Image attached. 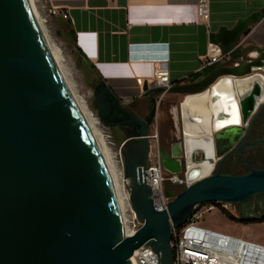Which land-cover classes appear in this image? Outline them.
Here are the masks:
<instances>
[{
  "label": "water",
  "instance_id": "95a60500",
  "mask_svg": "<svg viewBox=\"0 0 264 264\" xmlns=\"http://www.w3.org/2000/svg\"><path fill=\"white\" fill-rule=\"evenodd\" d=\"M260 18L255 14L217 37L239 69L219 68L170 92L185 102L228 80L227 100L238 105L240 122L227 123L226 112H205L198 122L207 126L213 154L208 157L194 146L190 160L210 163L213 171L205 177L188 165L191 134L186 127L182 143L171 151L161 148L164 170L174 175L186 170L187 182L162 212L155 210L145 172L157 97L166 88L150 94V112L141 118L105 81L92 85L101 124L130 133L123 149L124 170L130 204L142 228L128 236L106 156L54 60L36 9L31 0H0V264H132L142 247L151 248L159 264H174L173 227H184L198 206H245L263 198L264 168L245 174L220 169L241 146L248 122L264 102V50L252 52L244 43ZM78 61L82 64L81 57ZM213 95L212 103L226 97ZM219 122L227 124L219 127Z\"/></svg>",
  "mask_w": 264,
  "mask_h": 264
},
{
  "label": "crops",
  "instance_id": "0c3cea01",
  "mask_svg": "<svg viewBox=\"0 0 264 264\" xmlns=\"http://www.w3.org/2000/svg\"><path fill=\"white\" fill-rule=\"evenodd\" d=\"M198 2L40 0L36 10L43 15L56 7L66 13L68 19L61 15L51 19V35L59 38L78 59L82 58V64L78 63L89 79L105 81L127 108L139 103L140 117L145 118L150 112L148 97L155 91L148 81L154 79L156 71L165 68L175 85L185 84L190 76L199 73L209 42H217L223 29L232 30L260 13L259 22L250 27L244 43L251 50H264V0H209L208 25L199 21ZM138 79L145 83L140 85ZM182 104L178 116L184 129ZM187 120L196 121L194 117ZM115 129L117 140L122 142L125 131ZM169 138L165 142H170ZM214 213L228 221L221 212L210 214ZM213 220L206 218L202 225L217 231Z\"/></svg>",
  "mask_w": 264,
  "mask_h": 264
},
{
  "label": "built area",
  "instance_id": "2783aa9c",
  "mask_svg": "<svg viewBox=\"0 0 264 264\" xmlns=\"http://www.w3.org/2000/svg\"><path fill=\"white\" fill-rule=\"evenodd\" d=\"M32 1L36 9V4L40 0ZM37 15L41 26L47 32L53 17L61 15L64 19H68V15L56 7L48 9V12L43 15L37 11ZM198 17L201 23L209 24V0H199ZM230 58V53L226 52L219 43L211 40L208 45L207 54L202 60L199 74L205 76L216 67L233 63L230 62ZM234 65L236 66V64ZM138 83L143 85L145 80L138 79ZM148 85L152 89L166 88L161 99L170 93L175 86L170 80L169 71L161 67L156 71L154 79L148 81ZM96 122L99 124L100 120L97 118ZM124 145L125 143L120 147L121 152L123 151ZM119 164L120 178L124 191L127 193L125 211L128 221L125 223V228L127 235L133 236L142 228V225L137 220L136 214L130 204V192L124 170L125 156L120 158ZM145 179L148 185L152 187V199L154 200L155 210L158 212L166 210L169 203L174 199L166 194V184L172 183L174 186H187V182L178 175L170 174L164 170L159 156L155 162L150 161L148 163ZM230 206L233 207L225 203H209L198 206L192 218L184 227H173L172 248L174 264H264V244L215 231L202 225V222L207 218L208 214L219 211L220 209L221 211L224 209L231 212L229 210ZM131 261L132 264H159V257L151 248L142 247L134 253Z\"/></svg>",
  "mask_w": 264,
  "mask_h": 264
},
{
  "label": "rangeland",
  "instance_id": "374dc122",
  "mask_svg": "<svg viewBox=\"0 0 264 264\" xmlns=\"http://www.w3.org/2000/svg\"><path fill=\"white\" fill-rule=\"evenodd\" d=\"M49 31L50 28H48V32L45 30L52 43L54 52L56 54L55 56L57 57L65 73L67 74L69 81L76 92L75 94L82 101L85 108L89 111L91 117L94 120L97 118L99 119L97 109L94 106V88L93 86H90L88 84L86 71L81 68L80 64L78 63V56L71 53L70 50L65 46V44H63V42H61L59 38L52 36ZM157 102V116L150 130L151 154L149 158V163L150 161L155 162L157 160L161 148H169L171 143L177 144L178 142L182 143L183 141V127L181 119H179L178 116V111L180 110V105L184 102V98L179 97L178 95L167 94L161 99L160 95L159 98L157 97ZM148 114L149 111L146 113V116ZM95 129L97 132L100 133L99 137L104 142V145L108 149V152L111 156V160L115 167V176L122 183L119 172V161L122 156L124 157V154L123 151H120L121 145H119L120 142L119 140H117V129H108L104 127L100 122L99 124L98 122H96ZM168 138L170 139V142L167 143L165 142V140H167ZM164 142L167 144L166 146ZM196 160H201L200 154L196 155ZM178 176L184 181H186V170H184V172ZM173 186L174 185L172 183H168L165 185V189H172ZM124 205L125 202L123 203V219L124 222H126ZM229 210L236 217H241L243 213L241 206H230ZM219 212L222 213L221 209L219 210ZM208 215V219H214L212 222L213 224H215V228H217V231L229 233L233 236L242 237L245 239L252 240L254 242L264 244V223L246 225L243 223L232 222L229 220L225 221L222 216H219L218 213H214L212 215L210 214L209 216ZM256 215H264V213Z\"/></svg>",
  "mask_w": 264,
  "mask_h": 264
},
{
  "label": "bare ground",
  "instance_id": "6f19581e",
  "mask_svg": "<svg viewBox=\"0 0 264 264\" xmlns=\"http://www.w3.org/2000/svg\"><path fill=\"white\" fill-rule=\"evenodd\" d=\"M32 5L35 7L33 1L31 0ZM44 30V28H43ZM44 33L47 37L50 49L52 51L54 60L56 61L62 75L63 78L67 84V86L69 87V89L71 90V93L73 94V97L77 103V106L79 107V109L81 110V112L83 113V115L85 116L91 130L93 131V134L99 144V146L101 147L102 151L104 152L105 156H106V160L108 163V166L111 170L112 176L115 180L116 183V189H117V195H118V199H119V203L122 209V214H123V203L125 202L124 208L126 206V194L124 191V187L123 184L121 183L120 180H118V178L115 176V167L113 165V162L111 160V156L108 152V149L105 147L104 142L100 139V133L96 131L95 129V124H96V119L94 120L91 117V114L89 113V111L85 108V106L83 105L82 101L77 97V95L75 94V90L73 88V86L71 85L69 78L67 76V74L65 73L62 65L60 64L59 60L57 59V57L55 56V52L52 46V43L50 41L49 36L47 35V33L44 30ZM230 82L228 80L225 81V83H220L219 85L215 86L214 89L210 92V94H202V95H198V96H194V97H189L183 104L182 107L184 108V117H185V127H186V131L189 135V137H187L188 139V143L190 144V146L188 145L187 147V160H188V165L190 166L191 170H196L198 175H200L201 177H205L208 176L209 174L212 173L213 171V167L210 165L209 162H204L203 164H194L191 160V153H194V146H198L200 148H203V150H205L206 154L208 155V157H212V147L210 145V142L207 141V139L209 138L208 135L209 133H206V129L207 126H205L203 128L200 127L198 125V122L200 121V119H202V117L205 116V114L207 112H209V114H211L212 116H214V113L219 115L221 112H226L230 115V118L228 120L227 123H239L240 122V117H239V112H238V105L236 106L235 102L232 101L231 103L228 102L227 98L231 95H227L229 91L228 88V83ZM221 94L223 97H225L224 99L216 102V103H212L211 99L212 96H214L213 94ZM206 112V113H205ZM199 116V117H197ZM190 117H194L196 119V121L191 123L188 122L187 118ZM226 122H219L218 126H224L227 124ZM100 141V142H99ZM125 211V209H124ZM126 214V222L128 221L127 219V213L125 211ZM124 220V219H123ZM124 222V223H126Z\"/></svg>",
  "mask_w": 264,
  "mask_h": 264
},
{
  "label": "flooded vegetation",
  "instance_id": "af4514ba",
  "mask_svg": "<svg viewBox=\"0 0 264 264\" xmlns=\"http://www.w3.org/2000/svg\"><path fill=\"white\" fill-rule=\"evenodd\" d=\"M256 52L255 50H251ZM258 51V50H257ZM264 51H261L260 56ZM235 63L228 64L226 66L216 67L207 73L205 76H201L197 80H191L190 83H196L203 80L213 71L219 68H238ZM263 105L257 109L253 114L251 120L248 122L247 127L244 131V137L241 146H237L233 149L232 154L227 157L223 165L220 166L222 172L233 173V174H245L249 172V169L264 168V102ZM136 115L140 117L141 110L140 104H133L130 108ZM165 143V142H164ZM176 143H171L169 148L165 147L168 151H171ZM167 144L165 143V146ZM238 147V148H237ZM242 212L248 216L264 213V197L258 198L256 201L241 206Z\"/></svg>",
  "mask_w": 264,
  "mask_h": 264
},
{
  "label": "trees",
  "instance_id": "16d2710c",
  "mask_svg": "<svg viewBox=\"0 0 264 264\" xmlns=\"http://www.w3.org/2000/svg\"><path fill=\"white\" fill-rule=\"evenodd\" d=\"M80 56V54H79ZM201 77V74H195L193 76H190L187 80H185L184 82L187 83L188 81H191V80H197ZM87 81H88V84L90 86H92L95 82H97L98 80L97 79H89V77H87ZM130 109V107H128ZM125 131L124 133V139L122 142H120L119 145H122L123 143H125L130 135L129 131L126 130V129H123ZM126 146V145H125ZM124 146V148H125ZM123 148V149H124ZM184 187L182 186H173L172 189H168L166 188V194L170 197H173L175 198L178 194H180L182 191H183ZM222 213L223 215L226 217L227 220L229 221H232V222H238V223H243V224H246V225H249V224H256V223H264V215H244V216H241V217H236L235 215H233L231 212L229 211H226V210H222Z\"/></svg>",
  "mask_w": 264,
  "mask_h": 264
}]
</instances>
